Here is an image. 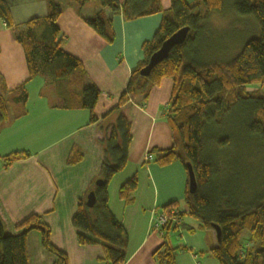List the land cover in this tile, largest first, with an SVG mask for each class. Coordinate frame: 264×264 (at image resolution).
Returning a JSON list of instances; mask_svg holds the SVG:
<instances>
[{
  "label": "trees",
  "instance_id": "obj_1",
  "mask_svg": "<svg viewBox=\"0 0 264 264\" xmlns=\"http://www.w3.org/2000/svg\"><path fill=\"white\" fill-rule=\"evenodd\" d=\"M71 1L77 7L96 1L112 15L121 13L128 21L162 14L153 40L142 46L143 60L131 70L125 90L112 110L118 112L134 96L140 97L139 103L143 106L151 88L163 78L172 81L166 121L171 132V145L162 150L152 149L149 155L160 167L179 162L185 168V164L190 163L197 188L194 194H189L187 187L182 202H171L161 208V213L167 214L169 220L161 231L162 243L152 253L153 263L176 264V255L184 248L172 247L167 238L170 231L180 227L194 230L181 223V219L188 216L196 220L202 230L214 231V226L219 228L217 245L208 251L217 264H264V181L253 183L247 191L240 185V188L229 186L227 179L232 181L234 176L222 180L218 160L211 153L210 146L206 147L207 131L219 125L217 120L222 114L234 109L239 113V130L255 138L264 151V92L259 88L249 91L246 88L264 85V0H197L192 4L185 0H170V8L166 12L162 10L160 0H124L122 4L118 0ZM45 2L47 16L30 19L14 35L25 59V82L37 76L45 78L54 86L58 107L86 110L89 124H94L97 121L94 109L100 92L87 81L81 63L62 48L63 35L57 25L62 7L56 0ZM227 4L232 5L236 14L254 19L258 37L246 41L232 60L206 65L198 58L202 49L200 44L203 36L215 38L209 19ZM0 20L7 29L14 28L3 0H0ZM82 20L99 37L109 41V22L100 15ZM182 28H188L184 42L174 47L148 76H142L140 71L150 56L164 40ZM211 45L219 47L208 44ZM215 47L214 50L217 49ZM219 48L227 51L226 47ZM26 99L23 85L17 93H10L0 84V130L26 114ZM130 141V122L119 113L103 140L104 155L99 172L79 197L71 220L78 245H99L105 264H124L127 256V234L107 207V185L116 173L124 169ZM214 141L216 144L212 148H225L230 144V138L226 136ZM27 158V152H12L0 157V169H7ZM81 160L79 147L73 146L66 160L67 166L76 165ZM96 180H101L102 184L95 186ZM136 189L137 177L134 175L120 186L119 199L125 205L132 204ZM91 191H94L95 199L89 208L86 196ZM171 210L177 213L172 215ZM16 230L17 233L8 234L0 216V264H29L26 240L31 231L39 232L41 246L53 257V264H68L66 255L49 242L50 231L41 221V216L28 217Z\"/></svg>",
  "mask_w": 264,
  "mask_h": 264
},
{
  "label": "crops",
  "instance_id": "obj_2",
  "mask_svg": "<svg viewBox=\"0 0 264 264\" xmlns=\"http://www.w3.org/2000/svg\"><path fill=\"white\" fill-rule=\"evenodd\" d=\"M3 1L14 28L7 29L0 20V84L10 93H17L23 85L27 99L26 114L0 130V157L12 152L29 153L26 160L0 169V216L5 231L15 234L23 220L39 215L50 231L49 242L66 255L68 264H105L99 245H78L71 220L79 197L99 172L103 140L120 113L130 122L131 141L124 169L107 185V207L127 234L124 264H154L152 253L162 239L152 232L153 219L163 206L182 202L187 188V174L179 162L160 167L149 155L152 149L162 150L171 145L166 121L172 81L163 78L151 88L143 106L140 97L134 96L118 112L112 110L125 90L131 70L143 60L142 46L153 40L162 14L128 21L121 13L112 15L98 2L77 7L71 0H56L62 7L57 20L63 35L62 48L81 63L87 81L100 92L94 109L97 121L89 124L86 110L58 107L54 86L45 78L37 76L25 82V59L14 35L30 19L47 16L45 0ZM118 1L122 4L124 0ZM185 1L192 4L197 0ZM160 4L163 11L169 10L170 0H160ZM96 15L109 22V41L99 37L82 20ZM73 146L79 147L82 160L67 166ZM134 175L137 177L134 202L125 205L118 197V190ZM181 223L190 227L183 218ZM195 228L200 229L198 225ZM205 231L207 241L196 246L200 254L180 250L176 264H217L208 253L217 245L216 234L213 230ZM26 248L29 264H53V257L41 246L38 231L27 235Z\"/></svg>",
  "mask_w": 264,
  "mask_h": 264
},
{
  "label": "rangeland",
  "instance_id": "obj_3",
  "mask_svg": "<svg viewBox=\"0 0 264 264\" xmlns=\"http://www.w3.org/2000/svg\"><path fill=\"white\" fill-rule=\"evenodd\" d=\"M209 25L215 38L211 39L208 36H203V41L200 44L202 49L200 48L201 52L198 53L200 62H205L206 65L213 62L226 63L232 60L240 52L246 41L258 37L259 34L254 19L236 14L230 4L225 5L220 13H214L209 19ZM206 32L209 33L208 30ZM209 43L226 47L227 51L212 45L208 46ZM214 47L220 50H214ZM262 86L249 85L246 88L248 91L259 88L260 91L264 92V85ZM262 88L263 90H261ZM238 114L232 109L220 116L217 120L219 125L207 131L206 147L210 146L211 153L215 154V159L218 160L222 180L234 176V178L231 177L232 181L227 179L229 186L239 187L240 185L243 190L247 191V187H250L253 183L264 181V151L263 147L259 145L260 143L258 144V141L254 140L255 138L252 139L249 134H243L242 129L239 130L237 124ZM225 136L230 138V144L227 147L212 148L216 144L214 139L218 140ZM212 137L213 140L211 141ZM183 169L185 170L184 167ZM183 219L187 225L193 226L194 230L179 229L178 231H170L167 241L172 246H179L180 248L185 246L184 249L196 251V254L199 255L200 251L197 250L196 246L204 245L207 241V232L201 229L197 230L195 227L198 223L193 218L184 216ZM186 242H188L187 246Z\"/></svg>",
  "mask_w": 264,
  "mask_h": 264
},
{
  "label": "water",
  "instance_id": "obj_4",
  "mask_svg": "<svg viewBox=\"0 0 264 264\" xmlns=\"http://www.w3.org/2000/svg\"><path fill=\"white\" fill-rule=\"evenodd\" d=\"M188 33V28H182L172 34L169 38L164 40L160 46V48L154 52L149 60L147 65L140 71V74L144 77L148 76L150 71L160 62L165 60L169 54V52L176 46L181 45L184 40L186 39ZM185 170L187 174V187H188V193L189 194H194L196 192V180L194 176V172L192 170V167L190 163L185 164ZM95 186H100L102 184L101 180H96L95 181ZM94 191H91L87 194L86 196V206L87 207H92L94 204ZM214 232L216 234V239L219 240L220 236V230L217 226L213 227Z\"/></svg>",
  "mask_w": 264,
  "mask_h": 264
},
{
  "label": "built area",
  "instance_id": "obj_5",
  "mask_svg": "<svg viewBox=\"0 0 264 264\" xmlns=\"http://www.w3.org/2000/svg\"><path fill=\"white\" fill-rule=\"evenodd\" d=\"M177 211L171 210L170 214H176ZM168 216L167 214L160 213L155 215V218L153 219V224H152V232L161 235L162 228L167 224L168 222Z\"/></svg>",
  "mask_w": 264,
  "mask_h": 264
}]
</instances>
